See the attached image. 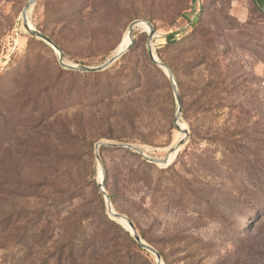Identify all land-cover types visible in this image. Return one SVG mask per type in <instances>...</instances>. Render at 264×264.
I'll return each mask as SVG.
<instances>
[{"label": "rangeland", "instance_id": "1", "mask_svg": "<svg viewBox=\"0 0 264 264\" xmlns=\"http://www.w3.org/2000/svg\"><path fill=\"white\" fill-rule=\"evenodd\" d=\"M28 1L0 0V217L15 210L22 219L0 240V264H13L23 234L45 226L47 245L60 244L80 217L89 254L123 264L129 249L137 264H158L107 222L129 231L108 212L106 171L108 194L134 204L135 229L170 264H264V0H37L28 10L76 65H101L132 22L152 24L188 137L167 165L151 162V188L138 190L122 175L137 159L107 144L98 158L96 144L128 142L162 158L185 136L146 25L107 69L72 70L24 23Z\"/></svg>", "mask_w": 264, "mask_h": 264}, {"label": "trees", "instance_id": "2", "mask_svg": "<svg viewBox=\"0 0 264 264\" xmlns=\"http://www.w3.org/2000/svg\"><path fill=\"white\" fill-rule=\"evenodd\" d=\"M69 72L76 74V72L73 71ZM239 133L245 134L246 131L242 129L239 131ZM119 150L127 152V154H129L133 158L135 157L138 162V164L133 168L132 166H126L124 168L122 172L124 180L123 184L130 187L132 186L133 190H138L140 187H143V189L144 187L146 189L151 188L150 178L156 171V166L153 165L150 161L143 159L139 153L131 150L130 148ZM108 180L109 171H106L105 184L109 187ZM119 193L120 192H110L109 195L111 197V201L116 206V210L126 213L135 225L137 214L135 209L133 208L134 204L132 206H125V204H123L122 202H120L121 204H119ZM43 209L45 208H42V211H45ZM84 219L85 217H80V219L77 220L76 231L72 233V236L68 240L60 244H58L57 241H52L50 245H47L48 240L45 239V233L47 232V230L45 226L32 229V236L23 234V237L21 238L22 245L18 249L20 251L15 253L14 255V262L12 261L13 264H112L109 262L110 257L104 255H91L89 254L90 251L88 250L90 249V246H82L80 241H83L86 238H80V233H78L77 230L83 226ZM106 219L107 222L113 223L115 227L121 231L122 234H125L126 238L135 244V247L139 250L140 253L145 251L144 248L136 242L129 231L108 218L107 215ZM21 221L22 219L20 217V212L15 210H12L7 215L0 217V240L7 238V233L9 232V230L15 228L14 226ZM138 232L143 239H146V234L143 230L138 228ZM110 234L111 232L107 233V235ZM104 238H107L106 234L103 235L101 241ZM109 240H112V238ZM160 254L162 258H164L161 251ZM135 257V253L131 252L129 249L123 250L120 255L121 260H123V264H137V258ZM166 263L170 264L167 261Z\"/></svg>", "mask_w": 264, "mask_h": 264}, {"label": "water", "instance_id": "3", "mask_svg": "<svg viewBox=\"0 0 264 264\" xmlns=\"http://www.w3.org/2000/svg\"><path fill=\"white\" fill-rule=\"evenodd\" d=\"M37 0H29L27 2V4L25 5L23 12H22V17H23V21L24 23L28 26L29 30L31 31V33L35 36H37L38 38L46 41L48 44H50L57 52H58V56H59V62L60 64L68 69H72V70H77V71H84V72H99V71H103L106 68H108L109 66H111L116 60H118L126 51H128L130 49V47L132 46L134 40H133V29L138 26V25H142L145 24L146 28L148 29L149 32V42H148V50H149V54L150 57L153 59V61L155 63H157L159 66H161L168 74L171 83H172V87L173 90L175 92V96H176V100H177V113H176V125L182 129L184 131L185 136L182 137L176 144H174L170 149L169 152L166 156L159 158V157H154V156H150L148 155L146 152H144V150L132 143H128V142H121V143H104V142H99L96 144V156L99 158V148L101 145L107 144V145H111L114 147H119V148H130L140 154H142V156L153 163H156L158 165H167L171 159V157H173L181 148V146L184 144L185 140L188 137V130L186 128H182L178 122L179 118H180V114L182 111V100L179 94V90H178V86L175 82L174 79V75L172 70L169 68V66L163 62L162 60H160L155 54L154 51L152 49V45H151V41L154 37V28L152 26V24L149 21H145V20H137L132 22L129 25V29H128V33L130 35V43L122 50L118 51L117 53H115L113 56H111L107 61H105L104 63H102L101 65L98 66H88V65H76V64H71V63H67L64 61L63 59V53L62 50L60 49V47L52 40V38L48 35H46L45 33H43L42 31L34 28L32 25H30L29 21H28V10H30V8H32V6L36 3ZM104 176L102 177V180L99 182V187L101 192L104 194L105 198H106V203H107V208H108V212L110 213V215L115 218V219H124L127 226L125 225V227L131 232V234L134 236V238L136 239V241L145 249L149 250L150 252H152L156 259L158 264H164L162 261V256L160 254V252L154 248L152 245H150L149 243H147L139 234V232L135 229L134 224L132 222V220L121 213H118L113 205H112V201H111V197L108 194V192L106 191V189L104 188Z\"/></svg>", "mask_w": 264, "mask_h": 264}, {"label": "bare ground", "instance_id": "4", "mask_svg": "<svg viewBox=\"0 0 264 264\" xmlns=\"http://www.w3.org/2000/svg\"><path fill=\"white\" fill-rule=\"evenodd\" d=\"M30 25H31V23H30ZM128 35H127V38H126V40H125V42H124V45L119 49V51L120 50H122V49H124L129 43H130V35H129V33H127ZM124 220V219H123ZM125 221V220H124ZM126 223V222H125Z\"/></svg>", "mask_w": 264, "mask_h": 264}]
</instances>
